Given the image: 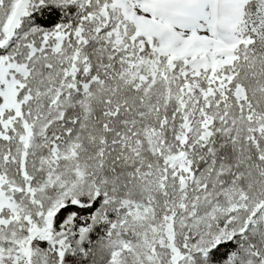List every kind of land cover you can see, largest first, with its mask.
<instances>
[{
    "label": "snow or ice",
    "instance_id": "1",
    "mask_svg": "<svg viewBox=\"0 0 264 264\" xmlns=\"http://www.w3.org/2000/svg\"><path fill=\"white\" fill-rule=\"evenodd\" d=\"M0 264H264V0H0Z\"/></svg>",
    "mask_w": 264,
    "mask_h": 264
}]
</instances>
